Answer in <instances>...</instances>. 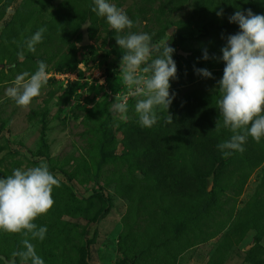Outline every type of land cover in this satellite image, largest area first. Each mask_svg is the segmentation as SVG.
<instances>
[{"label":"rangeland","instance_id":"obj_1","mask_svg":"<svg viewBox=\"0 0 264 264\" xmlns=\"http://www.w3.org/2000/svg\"><path fill=\"white\" fill-rule=\"evenodd\" d=\"M108 2L136 23L132 31L150 34L153 42L171 35L178 71L170 81L175 99L169 112L192 93L218 104L215 89L225 63L205 61L204 50L222 57L226 37L240 31L229 22L237 9L264 15V0ZM94 6V0H0V178L44 161L59 179L53 208L35 221L48 229L42 242L32 241L37 253L45 264H264V137L253 143L258 162L242 160L244 169L217 183L209 180L201 200H190L188 207L177 208L155 193L149 179L130 169L124 145L127 131L139 125L138 98L129 99L126 122L114 121L110 110L116 94L126 93L119 74L123 50ZM87 20L89 42L82 45ZM41 27L47 28L42 42L28 51L26 41ZM96 55H106L111 79L105 62L93 61ZM38 61L47 64L48 85L28 107L18 106L6 90L18 74L35 72ZM205 68L213 79L194 70ZM97 193L109 203L103 214ZM22 239L0 232V255L10 259Z\"/></svg>","mask_w":264,"mask_h":264},{"label":"clouds","instance_id":"obj_2","mask_svg":"<svg viewBox=\"0 0 264 264\" xmlns=\"http://www.w3.org/2000/svg\"><path fill=\"white\" fill-rule=\"evenodd\" d=\"M92 11L105 18L115 30L116 44L123 50L119 65L126 93H117L111 104L114 121L129 119V99L137 97L134 110L139 124L152 128L161 119L159 113L167 112L165 121L173 123L169 108L175 99L170 95V81L177 78V64L173 59L175 49L170 46L169 32L165 38L153 42L146 32H135L136 23L122 8L108 0H94ZM222 16L223 12L217 13ZM229 22L238 24L240 31L226 37V46L221 48L222 57H210L207 49L203 59H222L225 63L223 76L217 82L219 94V119L215 130L221 126L231 131L229 140L217 145L224 157L233 152H244L249 137L260 142L264 137V15L237 9ZM46 27H41L26 41L28 51L35 52L43 40ZM224 38V37H222ZM20 58H23L21 52ZM198 76L213 79L208 69H194ZM49 82V72L44 61L37 62L35 72L18 74L6 95L18 106L28 107L41 95ZM104 81H100L103 84ZM98 98V102H99ZM59 187V179L50 172L46 162L39 166L13 169L12 174L0 178V232L20 234L22 248L13 251L16 264H45L37 253L34 240L43 241L48 231L35 221L46 215L54 206L53 190Z\"/></svg>","mask_w":264,"mask_h":264},{"label":"trees","instance_id":"obj_3","mask_svg":"<svg viewBox=\"0 0 264 264\" xmlns=\"http://www.w3.org/2000/svg\"><path fill=\"white\" fill-rule=\"evenodd\" d=\"M87 54H92L87 46ZM104 61L109 79L113 74L106 55H96L93 61ZM170 114L173 123L168 124L165 117L158 120L152 128L140 124L127 131L124 145L132 159L131 170L139 171L152 184L155 193L168 196L177 208L188 207L186 204L194 199L201 200L206 193L207 182H219L226 174L244 169L243 161L255 164L256 141L248 138L244 152H233L224 157L217 145L223 139L229 140L232 133L221 126L215 130L219 119L218 104L212 97L192 93L186 100L175 104ZM99 194V193H97ZM100 199L107 210L108 202L102 194ZM188 205V204H187ZM96 216L90 223H96ZM89 224L83 229L85 252L89 251Z\"/></svg>","mask_w":264,"mask_h":264},{"label":"water","instance_id":"obj_4","mask_svg":"<svg viewBox=\"0 0 264 264\" xmlns=\"http://www.w3.org/2000/svg\"><path fill=\"white\" fill-rule=\"evenodd\" d=\"M89 25H90V21L87 20L85 25L81 29V44L82 45H87L89 42V39H88V27H89ZM179 54H182V53H179ZM0 260L4 264H15V261H13V257H11L10 259H6V257H4L3 255H0Z\"/></svg>","mask_w":264,"mask_h":264}]
</instances>
